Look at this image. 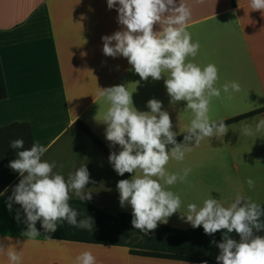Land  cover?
<instances>
[{"label":"crops","instance_id":"obj_1","mask_svg":"<svg viewBox=\"0 0 264 264\" xmlns=\"http://www.w3.org/2000/svg\"><path fill=\"white\" fill-rule=\"evenodd\" d=\"M179 2L191 8L187 31L200 44L197 56L189 61L201 67L212 63L218 69L215 86L221 96L212 99L210 119L225 121L264 107V12L253 11L250 0H176L177 5ZM118 7L109 9L107 0H0V64L7 91L6 99L0 101V126L28 123L34 144L48 149L42 161L55 162L54 172L67 179L82 164L87 167L94 183L86 185L92 199L84 202L111 215H132L130 205H120L117 182L134 174L118 175L108 154L79 124L110 152L119 153L120 146L106 139L107 125L102 121L109 104L99 96V88L124 85L132 93L133 106L142 112L150 111V99L161 101L176 138L186 134L193 116L185 110L186 101L170 102L164 83L168 73L158 81L151 77L145 81L126 58L103 53L102 37L123 30ZM233 81L241 90L224 93L223 85ZM262 118L264 113L226 125L228 132L223 137L204 138L198 146L192 141V150L183 161H169L170 173L181 172L190 168L187 164L206 160L211 150L218 149L234 173L209 176L190 171L184 183L168 186L182 204L162 225L192 228L181 215L187 213L189 203L201 207L210 197L226 207L238 193L264 203V130L255 132ZM246 125L252 126L254 135L243 134ZM167 147L170 150L172 145ZM250 165L254 168L240 170ZM249 178L254 181L252 188L247 184ZM20 179L18 175L0 196V246L5 248L0 252V264H11L8 250L18 252L20 264H76V257L84 251L92 252L96 264H197L133 256L124 246L56 240L41 233L27 237L23 235L27 224L21 205L13 201L11 210L8 208V198ZM72 199L79 200L74 194Z\"/></svg>","mask_w":264,"mask_h":264},{"label":"clouds","instance_id":"obj_2","mask_svg":"<svg viewBox=\"0 0 264 264\" xmlns=\"http://www.w3.org/2000/svg\"><path fill=\"white\" fill-rule=\"evenodd\" d=\"M116 5H119L116 9L118 23L123 30L102 37L103 53L126 58L145 81L149 77L158 81L168 73L164 83L170 102L186 101L185 110L193 116L183 142L178 143L172 119L162 110L161 101L150 99L147 102L150 111L142 112L133 106L132 93L124 85L99 88V96L109 104L102 121L107 125L106 139L121 148L118 154L110 153L109 162L120 176L134 174L131 179L117 182L120 205L131 206L133 228L149 235L159 224H167L181 208L180 196L168 190V186L184 183L191 169L170 173L166 167L169 161H183L192 150V141L198 146L204 138L223 137L228 126L223 120H211L209 115L212 99L221 96V90L215 86L219 79L217 67L212 63L201 67L188 59L195 58L200 49L199 42H193L187 31L191 8L183 2L177 5L176 0H107L109 9ZM250 7L264 12V0H250ZM155 25H159L158 31L154 30ZM230 89L239 92L240 84L233 81L223 85L224 93L230 95ZM261 130H264V118L255 125V132ZM255 132L251 125L243 128L246 136ZM24 143L22 138H17L10 141L9 146L23 149ZM168 145H172L170 150ZM47 150L45 146L33 144L30 149L18 151L17 158L9 162V167L21 177L8 198L9 210L13 201L21 205L27 224L23 235L30 238L40 235L37 221L46 233L56 232L58 225L65 221L92 232V218L87 215L78 220L80 213L70 204L73 194L80 201L92 199L86 185L94 181H90L87 167L82 164L65 179L61 173L53 171L55 162L42 161ZM247 184L254 187L251 178ZM2 195L4 193L0 192ZM262 216L264 209L258 203L238 193L227 207L213 197L205 199L201 207L189 203L181 219L194 229L202 226L209 236L226 230L221 242L211 241L220 250L217 264H264V236L256 235L264 231ZM16 218L19 220V214ZM233 232L239 235V241L231 238L229 234ZM4 250L0 246V252ZM7 257L11 264H20L21 256L17 251L8 250ZM76 264H96V257L84 251L76 257Z\"/></svg>","mask_w":264,"mask_h":264},{"label":"trees","instance_id":"obj_3","mask_svg":"<svg viewBox=\"0 0 264 264\" xmlns=\"http://www.w3.org/2000/svg\"><path fill=\"white\" fill-rule=\"evenodd\" d=\"M6 96V85L0 64V101L6 99ZM261 113H264V107L230 118L224 123L229 125ZM79 124L109 156L111 152L100 140L86 126L80 122ZM185 135L177 137L176 140H183ZM17 138L24 140L23 149L10 148L9 142ZM33 144L32 132L28 123L14 122L0 126V192L19 175L18 172L9 167V162L17 158L18 151L30 149ZM70 204L80 213L77 217L78 220L84 219L87 215L92 218V232L70 226L66 221L59 224L58 230L54 233H46L41 227V222L37 221L36 228L38 231L50 239L85 244L124 246L129 249V253L133 256L197 264L207 261V264H217L216 257L220 250L211 241L221 242L226 230L209 236L204 233L202 226L195 229H177L159 224L154 232L144 235L133 228L131 214L119 212L116 215H111L77 199H71ZM260 206L264 209V204ZM261 220L264 221V216L261 217ZM257 233H264V231ZM229 235L233 239L239 238L235 232Z\"/></svg>","mask_w":264,"mask_h":264},{"label":"rangeland","instance_id":"obj_4","mask_svg":"<svg viewBox=\"0 0 264 264\" xmlns=\"http://www.w3.org/2000/svg\"><path fill=\"white\" fill-rule=\"evenodd\" d=\"M191 168V172L199 175L217 176L221 174L234 173L232 166L227 165L221 158V152L218 149H213L210 152L209 158L206 160L199 159L196 162L187 164ZM254 168V165L240 167L243 171L246 168ZM261 166H258L260 168ZM236 173H239V168ZM264 204V203H263ZM260 205V204H259ZM256 235L264 236V233H256ZM240 237L236 240L239 241Z\"/></svg>","mask_w":264,"mask_h":264}]
</instances>
